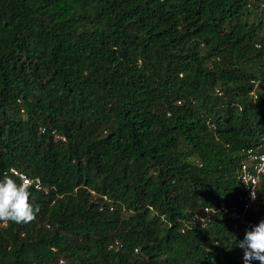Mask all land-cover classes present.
Here are the masks:
<instances>
[{
	"label": "trees",
	"instance_id": "obj_1",
	"mask_svg": "<svg viewBox=\"0 0 264 264\" xmlns=\"http://www.w3.org/2000/svg\"><path fill=\"white\" fill-rule=\"evenodd\" d=\"M262 142L264 0H0V171L46 189L0 264H244Z\"/></svg>",
	"mask_w": 264,
	"mask_h": 264
},
{
	"label": "clouds",
	"instance_id": "obj_2",
	"mask_svg": "<svg viewBox=\"0 0 264 264\" xmlns=\"http://www.w3.org/2000/svg\"><path fill=\"white\" fill-rule=\"evenodd\" d=\"M31 196L30 182L22 173L15 169L3 173L0 178V223L27 224L34 221L39 205L32 203ZM238 247L243 250L244 264H253V261L264 264V220L245 231Z\"/></svg>",
	"mask_w": 264,
	"mask_h": 264
},
{
	"label": "built area",
	"instance_id": "obj_3",
	"mask_svg": "<svg viewBox=\"0 0 264 264\" xmlns=\"http://www.w3.org/2000/svg\"><path fill=\"white\" fill-rule=\"evenodd\" d=\"M240 153L242 155V160L239 165L238 177L240 184V195L238 197V202L242 214L247 210H255L259 205L256 195V188L260 182V179L264 176V142L260 143L255 149L241 150ZM9 169L0 171V176L2 177V174L8 172ZM20 173H22L23 176L29 180L30 189L43 193L46 192V189L43 187L39 178L28 177L23 172ZM13 178H15V176ZM253 195L255 196V199H253ZM190 220L193 221L194 219L191 218ZM117 246V243H114L113 245H109L108 248L115 249L116 251L119 247Z\"/></svg>",
	"mask_w": 264,
	"mask_h": 264
}]
</instances>
